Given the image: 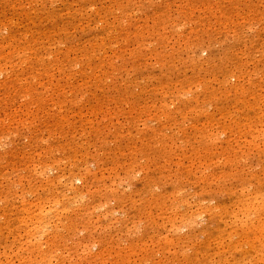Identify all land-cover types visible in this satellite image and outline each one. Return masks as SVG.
Wrapping results in <instances>:
<instances>
[{
    "label": "rangeland",
    "instance_id": "374dc122",
    "mask_svg": "<svg viewBox=\"0 0 264 264\" xmlns=\"http://www.w3.org/2000/svg\"><path fill=\"white\" fill-rule=\"evenodd\" d=\"M31 1L32 0H27V4L20 12H15L14 5L11 4L12 2L6 4L5 0L0 1V49L7 44L5 37L9 35L11 30H18L29 35H32L37 30L43 36L51 39V46H48L50 44L47 42L45 46L48 47L42 50L44 58L47 59L48 62L44 64L45 66L41 65L37 69V71L49 72V75H44V86H38L35 89L36 92L39 93V96L41 95L44 98L45 110L39 113L40 117L35 121L36 125L33 128H28L30 126V120L26 121V124H19L18 127H16V123L10 116H7L8 114H5L4 111V105H6L5 100L8 99L6 96L7 91H3L4 93L0 92V103L2 106L0 111V264H2L3 261L6 263V261L11 260L12 262H16L15 264H42V262L43 264H47V260L48 264H101L104 257L109 264H114L117 260L116 254L119 252L131 256L132 260L140 258L145 260L151 258L147 261L149 264L152 263V260L159 261L163 259L164 255L158 253L157 249L151 253H146V250L152 248V245L146 247L145 251L138 255H130V245L137 241L142 226L147 224V219L149 218L148 214L137 217L138 225L136 229L131 228L128 232V230L123 228L125 232H120L119 228L123 226L124 219L128 218L129 212L132 210L131 207L133 205L129 199L138 198L135 191L139 187V183L144 176V172L141 171L142 167H146V165H152L153 168L156 166L166 167L168 171V177L166 179L168 180V188L176 190L178 186H182L181 192L171 195L167 201H170L169 203L173 204V206L175 202V206L179 207L177 211L184 212L188 211V207L183 203L185 195L194 194L195 185L186 183L182 185L181 180L189 175L190 170L192 171V169H195L196 164L205 161L204 154L202 153V151H205L203 148L204 146H197L199 143L195 142L197 129L194 128V123L196 122V118H191L189 114L187 118L179 117L173 121V123L169 121L170 118L168 117L170 114L179 116L182 107H179L177 103H172L170 98L167 99L166 105L162 102V99L170 95L168 78L169 80L173 79V83L179 82V85L184 76H187V78L193 82L190 83L192 85L190 90L194 92V96L200 95L201 97L202 87H199L197 80L206 77L209 78V80H213L214 69H221V67L224 66L223 71L219 72L218 75L226 78L231 85L235 84L237 81L232 77L231 72L234 69H242L249 73L253 72V63L255 60L264 58V46L261 47L262 51L260 48H251L249 52L240 51L239 59L237 57V59L230 57L225 60V58H223L224 55L229 52L232 53V51L228 50L225 46L231 47L234 43V32L230 26L219 27L217 24H213L211 27L212 30L219 29L224 33V36L217 39L216 37H218V34L213 32L212 38L217 39L220 44L226 39L221 45H215L220 52L219 55L223 57L219 56L214 59L208 52H201V50L197 51L196 49L198 46L193 47L192 50L188 52V44L191 46L193 43V39L189 38L196 37V35L199 34V32L193 29L194 26L192 24L184 26L179 31H176L177 28L174 30L176 32L171 41L166 42L165 46L159 49V57L161 58H158L154 54L156 45L147 42L140 47L141 53L144 54L143 60L137 56L128 55L125 60L119 61L113 59L109 62L112 63L113 66V68L109 70L111 75L109 79L104 81L102 90L96 92L98 94L96 103L102 110L101 114L96 115L91 112V110H87V104L91 98L87 89L89 88L94 91L93 86L89 84L87 87L80 89L78 83L74 81L75 78L73 77H76L75 74L79 73L78 71L80 68L75 66L69 71V75H62L54 66V62L58 53L67 52L71 50L73 46L77 45L84 49L89 47L90 41L94 39L100 27L103 26L102 22L95 24V21H91L93 19L91 15L95 14L97 9L101 8L104 2L108 5H110V2L105 0H69L68 2H66V0ZM150 1L153 2V0H147L143 8L138 7V5L141 6V3L137 1L132 11L128 13L117 11L111 15V17L109 15V27L113 28L112 32L115 33L123 27L129 28L134 32L137 26L146 27V25L152 26L157 23H162L161 21L168 15H173L179 21L185 20V16L179 15L176 9L168 10L167 8L162 14L156 13V6L164 8L166 3L165 1H154V3L157 4L155 5L154 3L151 4ZM218 2V0H179L177 2V7H179L180 10L189 12L195 17L198 16L199 11L197 9L193 10L194 7H200L203 10L208 8L213 14L218 16L220 15V4ZM236 3L242 5L241 8L243 10L241 14L245 15L250 12L249 8L252 9L255 15L254 20H243L247 23L248 27L246 36L252 39V41L256 39L254 42L256 43L264 28V21H260V13H264V0H225V5ZM56 16L60 18L58 21H54ZM236 16L235 13L234 18ZM90 21V27L87 29L84 25L86 22ZM62 22H66V31L61 26H57L58 24L61 25ZM115 40L116 39H113V42ZM205 43L208 44L209 42L206 41ZM119 46L118 43H113L114 49H118ZM136 46L137 45L134 44L131 48ZM26 53L30 54L29 51H26ZM12 60L13 63L16 64L7 65L8 68L5 67L2 70L5 73L0 74V86L6 84L8 87H12L10 85L19 86L24 83L23 80L25 77L23 76V72L26 73V70H29V65L19 63L20 60L18 58L16 59V57H13ZM163 64L166 65L164 66ZM138 73L143 74V76L139 78ZM263 76L264 69L259 73H252V81L256 82ZM177 78H179V80ZM222 79L216 80L211 86H217ZM263 89L264 87L257 92L260 99H264ZM54 91H58V93L64 96H62L63 98L60 102L63 106L56 108L53 101H51ZM219 93L220 91H218V94ZM153 96H155L154 99L152 98ZM18 98L19 96L17 99H12L18 103L16 105L31 103L32 105L29 106L33 107L35 112H38L36 105L33 104V102L37 101L38 97L32 100ZM187 98L189 99L191 96L188 95V97H185L184 101H186ZM247 98L249 99L250 97L248 96ZM45 102L47 104H45ZM75 106H79V109ZM143 108L150 110V112H144L145 110ZM54 109L57 110L55 111ZM76 109H82V114L79 112L74 113L73 111ZM199 109L206 110L203 116L208 120H220L221 115L218 113L213 100H206L204 104H201ZM67 110H70L71 113ZM66 111L68 113H66ZM60 112L68 114L72 122L78 120V123L74 126L66 124L67 126L56 131L57 133H54L55 135L50 137L49 131L46 130L45 125L49 123V125L53 126L56 123L55 121H57V118L54 119V117ZM208 113L212 115L210 118L205 116ZM74 114H79L77 115V119L74 118L75 120L73 119ZM259 114L261 118H259L258 121L263 130L264 111ZM81 120L86 121V124H82ZM240 120L238 122H240ZM220 122H224V120H220ZM128 123V130H131L132 136L130 135L125 138L118 133L117 128L122 124ZM217 127H219V125L216 124L214 128L217 130ZM96 129L101 130L96 131ZM34 130L36 133H33V135L32 131ZM202 130L205 131L206 129ZM232 131L235 132V136L238 138L241 137L242 140H252L249 135L246 136L243 133V128H236L235 122L230 121L228 127L220 131L221 133L215 137L216 139L219 137L218 143H215L214 140L209 141V145L206 146L210 150L222 146L227 149L237 150L238 153L236 158L234 156L232 158V160H235L233 161L232 172H230L228 168L222 171L229 172L225 177L223 176L219 179L213 177V169L211 167L203 171V178L206 177L204 178L205 180L212 181L214 183L213 190H215V195L212 196L214 200L209 201L207 197H203L205 198L202 202L203 204L216 206L225 201L226 194L224 191L226 187H232L235 190L243 189L245 194H249L252 188L257 185L255 184L254 186L243 188V175L247 176L249 179L252 176V181L256 183L257 179L262 180L263 183L260 188L264 192V159L261 157L260 152L264 150V143L261 142L260 139L252 142L249 146L247 143V150H250L249 155L247 157H242V151L238 150V147L242 144L240 139L238 140L239 142L236 141L233 143V147L227 144ZM105 136L107 140L103 141L102 139ZM148 139L154 142L147 144ZM189 139H192L195 143L193 146H188L190 149L189 155L192 158L180 156L182 150L186 148L183 143ZM164 142H169L170 144L168 150L173 153L172 159L166 156L163 147ZM252 151L254 153H252ZM123 157H125V160L127 159L126 164L129 165L130 175L121 183L120 181L113 183L112 189L117 190L118 195L124 194L127 197L126 204L121 208L113 197H104V207L96 211L93 218V223L96 226L94 230L97 232L95 235L97 239L102 240L104 244L102 250L104 257L99 249L95 247L91 249V253L80 256L79 254H81L82 250L79 245L82 242L87 243V240L90 243L87 233H89L91 227L88 226L87 222H84L83 225L85 229L81 227L78 232H74L72 228H68L71 223L77 220L82 222V217L84 216L78 210L79 203H71V205H69V198L66 199L71 195L72 184L74 187H81L80 185H82V182L79 180V182L73 181L75 183L70 184L73 179L72 175L74 173H79V170H81L82 173L85 171L89 175L92 174V177L94 174L100 177L102 170L116 167L118 163L122 161ZM217 158L223 160L225 156L222 155ZM93 185H98V182L93 181ZM155 187L156 186L153 188ZM155 191L157 193H162L161 188H155ZM151 192L143 194L145 200L148 198L151 200L153 198L150 194ZM39 195H44L48 198L47 206L54 204L51 202L54 198L61 197L63 201L62 204H64L59 205V208L61 209V206L67 207L69 205L59 216L61 225L59 228V237H54L52 223L51 227L48 226L49 228H46L45 233L44 231L42 232V235L45 237H43V245L40 247L41 252L38 255L44 253V258H39L38 255L33 254V250L29 248L26 242L28 240V234L26 236L27 229H25V222L19 218V221L17 220L12 228H10L8 224L11 218L14 219L20 217V215L22 216V211L20 210L23 204L35 205ZM129 196L132 198H129ZM191 199L193 201L192 203H194L198 198L191 196ZM19 201L22 202V205ZM147 203L148 202L145 203V207H148ZM11 204L12 206H10ZM173 206L171 209L165 208L157 212L150 218L154 217L156 221H160V218L165 216L164 213L169 215L175 211V206ZM191 209V212L196 214L202 208L200 209L198 206H193ZM19 211L21 214L18 213ZM108 211H114L113 217H108V215L111 214L108 213ZM203 215L205 217L203 216L202 218L199 216L194 224L196 227H194L193 230L197 238L195 241H179V244L176 245L175 248H171V250L169 249L171 244L165 246L166 257L163 260L167 258L173 259V261H170L168 264H186L184 254L188 253V255H191L193 249L203 246L208 242L206 236L202 235V231L210 222L208 216L206 214ZM252 218H257V215L252 214ZM46 220H48V218H46ZM140 220H142V222ZM17 223L20 224V227L17 226ZM19 228L22 229V231ZM187 232V229H183L181 231V236H184ZM103 240H106L107 243H104ZM133 247H137V245H132V248ZM183 248L184 250L181 251ZM10 251H14L12 252L13 254ZM209 251L210 253L216 252V246H210Z\"/></svg>",
    "mask_w": 264,
    "mask_h": 264
},
{
    "label": "bare ground",
    "instance_id": "6f19581e",
    "mask_svg": "<svg viewBox=\"0 0 264 264\" xmlns=\"http://www.w3.org/2000/svg\"><path fill=\"white\" fill-rule=\"evenodd\" d=\"M34 1L35 0H32L31 2ZM68 1L69 0H66V2ZM105 1H109L110 5L104 2L102 7L97 9L95 14L91 15L93 17L91 21H95V24L102 22L103 26L100 27L94 39L90 41L89 47L87 49H84L80 48V46L78 47L77 45L73 46L71 50L67 52L58 53L54 62V66L62 75H69V71L75 66H78L80 68V70L78 71L79 73L75 74L76 77H73L75 78L74 81L78 83L80 89H82L83 87H87L89 84L93 86L94 91L90 90L89 88L87 89L88 93L91 96L87 104V110H91V112L95 113L96 115L102 113V110L98 107V104L96 103L98 98V94L96 92L102 90L104 81L109 79L111 75V72L109 70L110 68H113V66L112 63H109L110 61H112L113 59L119 61L125 60L128 55L137 56L141 58V60H143L144 54L141 53L140 47L147 42H151L156 45L154 54L158 58H161L159 57V49H162L165 46L166 42L171 41L176 31L181 30L184 26L188 24H192L194 26L193 29L199 32L196 37L189 38L193 39V43L190 42L192 43L191 46L190 44H188V52L191 51L193 47L198 46L196 49L197 51L201 50V52H208L210 56L214 59L216 57L221 56L219 55L220 52L218 51V48L215 45L220 44L217 39L222 38L224 36V33L219 29L212 30L211 27L213 24H217L219 27L230 26L233 29L235 37L234 43L231 45V47L225 46L228 50L232 51V53L228 51L229 53L225 54L224 57L221 56L225 58V60L229 59L230 57H237L239 59V53L249 52L251 48H260L261 50V47L264 46V28L262 29L256 43H254L256 39L252 41V39L246 36L248 27L247 23H245L244 20H254L255 15L252 12L251 8H249L250 12L246 13L245 15L241 14L243 10L241 8L242 5L238 3L232 5H225V0H218V3L220 4V15L218 16H216V14H213L208 8L206 10H203L200 7H194L193 10L197 9L199 11L198 16L195 17L189 12L185 10H180L179 7H177V2L179 0H153V2L150 1L151 4H153L154 1H165L166 3V6L164 8L156 6V13L162 14L166 11L167 8L168 10L176 9L179 15L185 16V20L179 21L173 15H168L165 17L164 20L161 21L162 23H157L152 26L146 25V27L137 26L134 32H132L129 28L123 27L119 31H116L117 33H113V28L109 27V15L111 17V15H113L117 11H124L128 13L133 10V6L137 4V1H140L141 3V6L138 5V7L143 8L145 7V3H147V0ZM26 2L27 0H5L6 4L11 3L14 5L15 12H20V10H22L27 4ZM154 4L157 5L156 3ZM235 13L237 16L234 18ZM57 18L58 17L56 16L54 18V21H58L60 19ZM91 21L86 22L84 27L88 29L90 27ZM260 21H264V13H260ZM57 26H61L66 31V22H62L61 25L58 24ZM175 29L177 30L174 31ZM213 32L218 34V37H216L217 39L212 38ZM5 38L7 40V44H5V46L0 49V74L5 73L2 70L7 67V65L14 64L12 60L13 57H16V59L18 58L20 60L19 63L29 65V70H26V73L23 72V76L25 77L23 80V84L19 86L10 85L12 87H8L5 83H3L5 85L0 86V88H2L0 89V92L7 91L6 96L8 99H4L6 101V105H4V111L5 114H8L7 116H10L12 120L16 123V127H18L19 124H26V121L30 120L31 122L28 128H33L36 125L35 121H37L40 117L39 113L41 111L44 112L45 110L44 98L41 95L39 96V93H37L35 89L38 86H44V75H49V72H41L37 71V69L39 66L44 65L48 62L47 59L44 58L42 50L46 49L48 46H51V39H48L47 37L43 36L37 30L32 35L22 33L18 30H11L9 35ZM113 39H116L114 42L120 45L118 49H114ZM206 41H208L209 43H205ZM225 41L226 39L222 43H224ZM47 42L50 45L46 47L45 44H47ZM134 44H136L137 46L131 48V46ZM26 51H29L30 54L26 53ZM163 65L165 66L166 64ZM253 65L254 70L251 73L243 71L242 69H234L231 73L232 77H234L237 82L233 85H231L226 78L218 75L219 72L223 71L224 66H222L221 69H214L213 80H209V78L207 77L201 80H197L199 87H202L201 97L200 95L194 96V92L190 90L192 88V85L190 83L193 82H191L187 78V76H184L183 80L180 81L181 83L179 85V82L173 83V79L169 80L168 78V88L170 89V95L162 99V102L164 103V105H166L167 99L170 98L172 100V103H177L179 107H182L179 116L170 114V116L168 117L170 118L169 121L173 123V121H175L179 117L187 118L189 114L191 115V118H196V122L194 123V128L197 129V136L195 138V142L199 143V145L197 146H204L203 148L205 149V151H202V153L204 154L205 161L199 163L196 162L198 164L195 165V169H192V171L190 170L189 175L185 176V178L181 180L182 185H185V183L189 185H195L194 194L185 195V199L183 200V203L188 207V211H177L179 207H176L175 202L173 201L175 211L169 215L167 213H164L165 216L160 218V221H156L154 217H150L165 208L171 209L173 204L169 203L170 201L168 202L167 200L171 195H174L175 193H180L182 190V186H178V189L176 190L173 188H168V180H166L168 177V171L166 167L164 168L156 166L153 168L152 165H146V167H142L141 171L144 172V176L139 183V187L135 191L137 193L138 198L135 197L134 199H129L131 200V204L133 205L131 207L132 210L129 212L130 214L128 215V218L124 219L123 226L119 228L120 232H125V230H128L129 232L131 228L136 229L138 225L137 217L143 214L149 215V218L147 219V224L142 226L141 233L137 241L133 242L130 245V255H138L144 252L146 247L152 245V248H148L146 250V253H151L157 249L158 253L164 255L165 258L166 245L171 244L169 247V249L171 250V248H175V246L179 244V241L193 242L197 239L193 230V228L196 227L194 226V224L198 220L197 218H199V216L203 218V214H206L210 223L207 224V227L203 229L202 235L206 236L208 242L203 246L193 249V253L191 255L185 253L184 256L186 264H264V192L260 188L262 187V180L257 179L256 183L252 181V176L249 179L247 176L243 175V188L248 186H254L255 184L257 185L256 187L252 188V191L249 194H245L243 189L235 190L232 187H226L224 191L226 194V199L222 202L223 204L220 203L216 206H210L209 204L202 203L205 199L203 197H207V199L211 201L214 200L212 196L215 195V190H213L214 183L212 181L205 180L204 178L206 177L203 178V171L211 167L213 169V177L218 179L223 176L225 177V175L229 172L222 171H224L225 168H228L229 171L232 172L233 161H235L234 159L232 160V158L233 156L236 158L238 153L237 150L227 149L222 146L215 147L210 150L206 146L209 145V141L214 140L215 143H218L219 137H217L218 139H216L215 137L218 136L219 133H221L220 131H222L224 128H227L229 122L232 121L235 122L236 128H243V133L246 136L249 135L252 138L251 141H248L247 139L242 140L241 137L238 138L237 136H235V132L232 131L231 137L229 138L227 144L228 146L233 147V143H235L236 141L239 142L238 140L240 139L242 141V144L238 147V150L242 151V157H247L249 155L250 150H247V143L249 146L252 142L259 139L261 140V142L264 143V129H261L262 126H260V123L258 121V119L261 118L259 113L264 111V99H260L257 95V92L264 87V76L256 82L252 81V73L256 74L259 73L262 69H264V58L260 60H255ZM138 75L139 78L143 76V74L141 73H138ZM177 79L179 80V78ZM219 79L222 80H220L217 86H211L212 83L216 82V80ZM218 91H220L219 94ZM188 95H190L191 98H187L186 101H184L185 97H188ZM18 96L19 98L31 100L35 97H38L37 101L35 100L36 102H33V104L36 105L38 112H35L33 107L29 106L32 105L31 103L16 105L18 103L12 99H17ZM62 96L63 95L58 93V91L53 92L51 101H53V104L56 108L63 106V104L60 103L61 99L64 97ZM248 96L250 97L249 99L247 98ZM152 98L154 99L155 96H153ZM210 99L214 101L216 109L221 115L220 120H224V122H220V120L217 119H215L216 121L208 120L203 116L206 110H200L199 108L201 104H204L206 100L210 101ZM68 103L67 105L69 106L70 103ZM45 104L47 103L45 102ZM1 107L2 106L0 103V111L2 109ZM77 108L79 109V106ZM143 109L145 110L144 112H150V110H147L146 108ZM81 110L82 109H76L73 112H79L80 114H82ZM67 111L69 112L70 110ZM67 111L66 113H68ZM69 113H71V111ZM77 115L79 114H74L73 119H77ZM205 116H208L210 118L212 115L208 113ZM55 118H57V121H55L56 123L54 125L52 124L53 126L49 125V123H46L45 125L46 130L49 131L50 137L55 135L57 133L56 131L62 129L64 126H67L66 124L74 126L78 123V120L72 122L69 118V115L64 114L62 112L58 113L56 117H54V119ZM239 120L240 122H238ZM81 122L82 124H86V121L84 120H81ZM216 124L219 125V127H217V130L214 128ZM128 125L129 123L122 124L117 128L118 133L125 138L130 135L132 136L131 130H128ZM202 129L206 130L203 131ZM99 130L101 129H96V131ZM33 133H36V131H32V134ZM102 140L106 141L107 137L105 136ZM153 142H151L150 139L147 140V144ZM183 144H185L186 148L182 150V154L180 156L192 158L189 155L190 149L188 148V146H193L195 145V143L192 141V139H189L186 140V142ZM163 147L167 158L172 159L173 153L168 150V148L170 147L169 142H164ZM260 152L261 157L264 159V150ZM252 153L254 152L252 151ZM222 155L225 156L223 160L217 158L221 157ZM153 159L155 160L154 156ZM126 161L127 159L125 160V157H123L122 161L118 163L116 167L106 168L105 170H102L100 177L97 174H94L92 177V174L89 175L85 171L82 173L81 170H79V173H74L72 175L73 179L71 180L70 184L75 183L73 181L79 180L80 182H82V185H80L81 187H74L72 184L71 195L68 196L66 199L69 198V205H71V203H79L78 210L84 216L82 217V222L77 220L71 223L68 228H72L74 232H78L81 227L84 228V222H87L88 226L91 227V230H89V233H87L90 243L87 240V243L82 242L80 245L78 244L79 246H81L80 249L82 250L81 254H79L80 256H83L86 253H91V249L95 247L99 249L100 253L104 257V253L102 252L104 244L102 243V240L97 239L95 235L97 234V232L96 230H94L96 226L93 223V218L96 211L104 207V197H113V199L117 201L116 203L121 208L126 204L127 197L124 194L118 195L117 190L112 189L113 183L119 181L121 183L126 180L127 177H129V165L126 164ZM93 181L98 182V185H93ZM154 186H156L155 188H161L162 193H157L155 191V188H153ZM149 192H151L150 194L153 198L151 200H149L150 198L145 200L143 194ZM191 196H194V198L198 199L195 200L194 203H192L193 198L191 199ZM61 198H54L53 200H51V202H53L54 204L50 203L52 205L47 206L48 198H46L44 195H39L38 201L35 205L23 204V207H21L20 210L22 211V216L20 215V217L14 219L11 218L8 221L10 228H12L16 224L19 218L23 222H25V229H27V233L25 231L26 236L28 234V240L26 242L29 245V248L33 250V254H40V247H42L43 245L42 240L43 237H45L42 235V232L44 231L45 233L46 228H49L53 225L54 237H59V228L61 227L59 222V216L65 211V209H67V207H69L68 205L67 207L61 206V209L59 208V205H61L63 202ZM129 198L132 197L129 196ZM146 202H148V207H145ZM21 203L22 202H20V204ZM10 206H12V204ZM193 206H198L200 209H202L195 214L194 212H191V208ZM20 211L18 212L19 214H21ZM108 213H111L108 215V217H113L114 211H108ZM252 214H256L257 218L253 219ZM46 218H48V220H46ZM140 221L142 222V220ZM19 225L20 224H18L17 226ZM123 228H125V230ZM183 229H187L188 232L184 236H181V231ZM20 230L22 231V229ZM18 237L20 238L19 235ZM103 242L107 243L106 240H103ZM132 245H137V247L132 248ZM212 245L216 246L217 248V251L214 253H210L209 251V247ZM183 250L184 248L181 249V251ZM10 252L12 253L14 251ZM44 256V253H42V255H38L39 258H44ZM116 256L117 260L114 262V264H149V262L147 261L151 259L149 258L143 260L142 258H140L132 260L131 256L124 255L121 252L116 254ZM163 259L159 261L152 260L151 264H168L170 261H173L172 258H167L166 260ZM15 263L16 262H12L11 260L6 261V263H4L3 261L2 264ZM46 263L48 264V260ZM101 264L109 263L104 257Z\"/></svg>",
    "mask_w": 264,
    "mask_h": 264
}]
</instances>
